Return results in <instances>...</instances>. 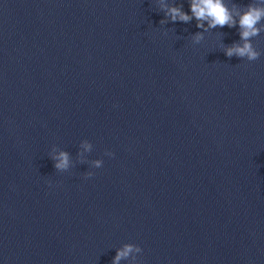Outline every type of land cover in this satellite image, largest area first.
I'll return each instance as SVG.
<instances>
[{
  "label": "clouds",
  "instance_id": "1",
  "mask_svg": "<svg viewBox=\"0 0 264 264\" xmlns=\"http://www.w3.org/2000/svg\"><path fill=\"white\" fill-rule=\"evenodd\" d=\"M190 5V14L183 10V4L175 2L169 3V0H157L160 12H163L164 19L160 20V25L169 22L190 23L193 19L196 21V27L202 29L191 35L192 43L199 44L204 40V33L227 26L233 28L238 26L239 41L231 45H221L224 54L232 58L233 56L240 60L256 61L262 53L257 50L252 41L255 37L264 32V0H251L250 3L240 6L232 0H188ZM77 158L80 163H88L92 168H101L102 159L86 160L84 152L90 153L93 150V144L87 139L79 144ZM105 155L113 157L114 153L106 150ZM54 161L56 172H66L74 167V162L70 159L68 151L60 150L58 154H49ZM94 175L88 171L85 178ZM142 253V248L134 243H124L116 249V254L111 264H121V261H127L128 264H140L138 255Z\"/></svg>",
  "mask_w": 264,
  "mask_h": 264
}]
</instances>
